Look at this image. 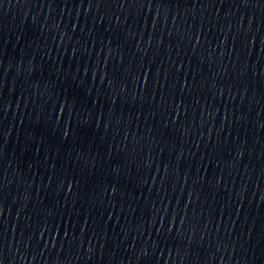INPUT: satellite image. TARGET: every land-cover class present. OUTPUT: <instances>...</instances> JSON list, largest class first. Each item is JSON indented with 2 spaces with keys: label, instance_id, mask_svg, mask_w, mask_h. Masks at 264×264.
Wrapping results in <instances>:
<instances>
[{
  "label": "water",
  "instance_id": "obj_1",
  "mask_svg": "<svg viewBox=\"0 0 264 264\" xmlns=\"http://www.w3.org/2000/svg\"><path fill=\"white\" fill-rule=\"evenodd\" d=\"M187 85L213 264H264V0H164Z\"/></svg>",
  "mask_w": 264,
  "mask_h": 264
}]
</instances>
